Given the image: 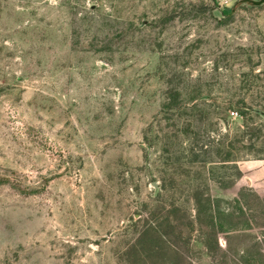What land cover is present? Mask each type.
Masks as SVG:
<instances>
[{
    "label": "rangeland",
    "instance_id": "obj_1",
    "mask_svg": "<svg viewBox=\"0 0 264 264\" xmlns=\"http://www.w3.org/2000/svg\"><path fill=\"white\" fill-rule=\"evenodd\" d=\"M264 0H0V264H264Z\"/></svg>",
    "mask_w": 264,
    "mask_h": 264
},
{
    "label": "water",
    "instance_id": "obj_2",
    "mask_svg": "<svg viewBox=\"0 0 264 264\" xmlns=\"http://www.w3.org/2000/svg\"><path fill=\"white\" fill-rule=\"evenodd\" d=\"M258 113L261 115V117H262V116L264 117V111H259V110H258Z\"/></svg>",
    "mask_w": 264,
    "mask_h": 264
}]
</instances>
